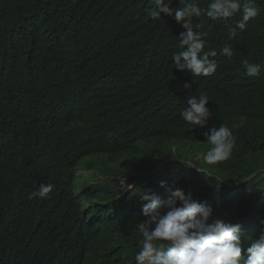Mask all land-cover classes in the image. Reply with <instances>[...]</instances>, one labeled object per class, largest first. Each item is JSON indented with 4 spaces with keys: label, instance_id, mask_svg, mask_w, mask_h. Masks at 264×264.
I'll return each mask as SVG.
<instances>
[{
    "label": "trees",
    "instance_id": "obj_1",
    "mask_svg": "<svg viewBox=\"0 0 264 264\" xmlns=\"http://www.w3.org/2000/svg\"><path fill=\"white\" fill-rule=\"evenodd\" d=\"M257 3L260 15L244 29L239 14L193 18L218 65L210 77H193L172 61L185 29L174 13L152 20L149 0H0V264H135L146 203L138 193L163 195L162 181L210 204L214 218L241 224L245 247L258 238L264 0ZM244 59L260 66V77L247 74ZM200 94L212 116L194 127L180 112ZM222 124L235 138L228 160L193 159L205 172L176 160L178 149L206 152L204 133ZM123 153L133 154L126 169ZM89 170L107 182L91 186ZM122 178L132 187L121 191ZM41 183L54 187L29 200Z\"/></svg>",
    "mask_w": 264,
    "mask_h": 264
},
{
    "label": "clouds",
    "instance_id": "obj_2",
    "mask_svg": "<svg viewBox=\"0 0 264 264\" xmlns=\"http://www.w3.org/2000/svg\"><path fill=\"white\" fill-rule=\"evenodd\" d=\"M149 3L152 8L148 16L152 20H159L162 13L165 16L174 13L176 22L185 29L179 34L182 50L173 53L172 61L176 69L190 70L193 77H210L218 67L214 59H209L215 57L217 52L211 48L205 50V38L209 33L193 31L194 17H200L203 11L213 21L227 22L239 14L241 19L238 26L244 29L247 22L261 12L257 0H209L207 8L203 10L199 7L200 0H179L182 7L178 8L171 6L173 0H149ZM196 27L198 29L201 25L197 24ZM221 51L228 59L233 57L230 47L225 46ZM241 63L249 76L260 77L259 65L247 59ZM183 87L190 88L191 84L185 83ZM209 101L205 94L189 98L187 106L180 112L183 121L194 127L205 126L212 116L207 106ZM204 135L211 147L197 159H202L207 165H216L231 157L235 142L231 128L222 124ZM181 161L187 167H196L192 160ZM196 168L205 172V169ZM161 186L165 188L163 195H156L150 189L138 193L140 200L146 203H143L140 213L144 219L136 226V235L140 239L139 251L134 256L135 264H264V231L245 247L242 242L245 233L241 224L214 218L210 204L200 202L191 192L186 194L175 184L167 185L162 181ZM53 187L51 183H41L27 198L44 199ZM131 187L132 184H128L124 178L120 180L121 191ZM260 223L264 224V219Z\"/></svg>",
    "mask_w": 264,
    "mask_h": 264
},
{
    "label": "rangeland",
    "instance_id": "obj_3",
    "mask_svg": "<svg viewBox=\"0 0 264 264\" xmlns=\"http://www.w3.org/2000/svg\"><path fill=\"white\" fill-rule=\"evenodd\" d=\"M124 156L121 157V159L119 160V167L122 169H126L128 167H130L125 161L128 160L130 157H133V154H129V153H123ZM127 155V156H125ZM174 157L176 158V160H195L197 157H199L200 155L197 154L196 156L192 155L191 151L185 150V149H178L177 151H174L173 153ZM87 159H91L90 157H85V160ZM193 160V161H194ZM89 173L92 172V170L88 171ZM79 173L82 174H86L84 171H80ZM130 176H136V173H132L130 174ZM107 182V178L102 177V176H98L97 174H92L89 180V183L91 186H94L96 184H102V183H106ZM131 185V184H130Z\"/></svg>",
    "mask_w": 264,
    "mask_h": 264
},
{
    "label": "water",
    "instance_id": "obj_4",
    "mask_svg": "<svg viewBox=\"0 0 264 264\" xmlns=\"http://www.w3.org/2000/svg\"><path fill=\"white\" fill-rule=\"evenodd\" d=\"M253 174H254V173H252L249 177H251ZM249 177H248V178H249ZM248 178H247V179H248ZM245 180H246V179H245Z\"/></svg>",
    "mask_w": 264,
    "mask_h": 264
}]
</instances>
